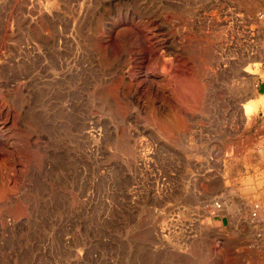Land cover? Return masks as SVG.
<instances>
[{"label":"rangeland","instance_id":"obj_1","mask_svg":"<svg viewBox=\"0 0 264 264\" xmlns=\"http://www.w3.org/2000/svg\"><path fill=\"white\" fill-rule=\"evenodd\" d=\"M0 264H264V0H0Z\"/></svg>","mask_w":264,"mask_h":264},{"label":"built area","instance_id":"obj_2","mask_svg":"<svg viewBox=\"0 0 264 264\" xmlns=\"http://www.w3.org/2000/svg\"><path fill=\"white\" fill-rule=\"evenodd\" d=\"M213 206H214V209H216V210L220 209V206H219L218 203L217 204L215 203ZM257 214H259L258 213V208H254V210H251L249 212V218L250 219H256Z\"/></svg>","mask_w":264,"mask_h":264},{"label":"bare ground","instance_id":"obj_3","mask_svg":"<svg viewBox=\"0 0 264 264\" xmlns=\"http://www.w3.org/2000/svg\"><path fill=\"white\" fill-rule=\"evenodd\" d=\"M252 191V190H251ZM248 192V191H247Z\"/></svg>","mask_w":264,"mask_h":264}]
</instances>
